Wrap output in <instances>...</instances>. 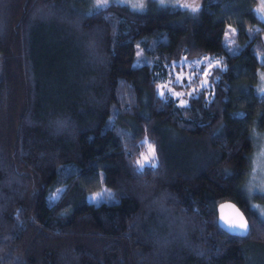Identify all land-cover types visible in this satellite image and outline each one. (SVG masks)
I'll return each instance as SVG.
<instances>
[{"label":"trees","instance_id":"trees-1","mask_svg":"<svg viewBox=\"0 0 264 264\" xmlns=\"http://www.w3.org/2000/svg\"><path fill=\"white\" fill-rule=\"evenodd\" d=\"M91 1L0 0V264L264 263L244 189L264 125L255 0ZM222 201L245 236L217 225Z\"/></svg>","mask_w":264,"mask_h":264},{"label":"rangeland","instance_id":"rangeland-1","mask_svg":"<svg viewBox=\"0 0 264 264\" xmlns=\"http://www.w3.org/2000/svg\"><path fill=\"white\" fill-rule=\"evenodd\" d=\"M149 0H109L108 3L112 2H119L128 5L130 8L133 9H141L146 2ZM161 5H170V6H178L181 8L193 10L197 8L202 0H153ZM92 2V1H91ZM91 8H98L97 7V0H93ZM254 12L258 20L264 22V0H255L254 5ZM233 33L234 30L229 28L225 32V44L227 46H231L233 41ZM261 41L264 46V31L261 33ZM232 47V46H231ZM259 62L262 63V67L258 70V77L256 83V92L259 98L264 97V57L262 59L261 56L258 57ZM217 61L214 57H207V58H200L192 62L191 64H196L200 66V64L205 65V69L211 66L213 63ZM174 73L173 69L166 68V76L167 79L161 82L163 86L168 87V81L170 80V76ZM169 95L173 96L174 98L178 99V103L184 104V101L180 99V94L175 91H169ZM252 138V149L249 155V167L247 170V176L244 183V189L246 194L248 195L249 199V207L253 212L256 214V217L264 223V125L262 128L254 127L251 132ZM144 156H149L152 158V154L149 152V148L145 153L140 156L139 161L141 163H148L143 161ZM90 199L97 203L102 200H109L112 199L111 193L105 189L100 188L99 190L95 191L91 194ZM250 258V257H249ZM250 260V259H248ZM258 264V261H256ZM264 264V263H260Z\"/></svg>","mask_w":264,"mask_h":264},{"label":"water","instance_id":"water-1","mask_svg":"<svg viewBox=\"0 0 264 264\" xmlns=\"http://www.w3.org/2000/svg\"><path fill=\"white\" fill-rule=\"evenodd\" d=\"M221 205H231L234 207L221 208ZM237 210L240 214L243 215L244 220H246L248 223V220H247L244 212L232 201H222V202L217 204V206H216V222H217V225L223 231L227 232L228 234L243 237L247 234V233H243V230H240L239 232H232V231L228 230L230 227V225L228 224V221L233 220V219H238V217L236 215ZM248 226H249V223H248Z\"/></svg>","mask_w":264,"mask_h":264},{"label":"snow or ice","instance_id":"snow-or-ice-1","mask_svg":"<svg viewBox=\"0 0 264 264\" xmlns=\"http://www.w3.org/2000/svg\"><path fill=\"white\" fill-rule=\"evenodd\" d=\"M108 2H109V0H97V7H105L108 4ZM261 91H264V89H262ZM161 95H162V93H161ZM177 95H179V93ZM149 152L152 154L153 157L155 156V149L152 147V145H149ZM143 161L148 162L149 156H144ZM137 163H141V162L138 161ZM144 166L155 167V165L151 164V163H141V167H144ZM57 195H59V190L57 193L53 194L52 199L54 200ZM262 195H264V193H262ZM224 207H234V206L221 205V208H224ZM236 215H237L238 219H233V220L228 221V224L230 225L228 230L232 231V232H239L240 230H243V233H247L248 229H249L247 221L244 220L243 215L240 214L238 212V210H237Z\"/></svg>","mask_w":264,"mask_h":264}]
</instances>
